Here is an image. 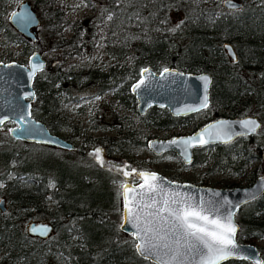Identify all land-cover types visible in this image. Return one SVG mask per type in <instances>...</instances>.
I'll return each mask as SVG.
<instances>
[{
    "label": "trees",
    "instance_id": "trees-1",
    "mask_svg": "<svg viewBox=\"0 0 264 264\" xmlns=\"http://www.w3.org/2000/svg\"><path fill=\"white\" fill-rule=\"evenodd\" d=\"M82 1L91 12L73 21L72 33L65 38L61 30L68 22L57 0H33V6L43 13L41 40L47 41L46 45L36 41L37 50L61 49L58 56L46 59L45 68L34 77L33 116L40 112L42 116L37 119L54 132L65 124L60 116L57 89L95 87L97 93H102L118 83L134 108L129 84L144 65L154 70L164 66L207 70L211 74L207 108L212 118L218 116L220 108L228 110V115L253 114L260 118L259 130H263L262 141L254 133L217 144V148L243 140L244 145L237 152L256 158L258 164L252 173L264 174V0H238L240 6L235 9L223 7L222 0ZM1 6L4 0H0ZM3 23L9 40L25 42L23 35L8 33L10 28L6 21ZM98 27L103 30L101 42L107 55L129 56L130 64H111L106 72L98 67L76 72L63 68L66 56L80 52L81 45L76 43L85 45L90 37L99 35ZM225 41L233 46L235 60L222 47ZM113 94L123 102L116 90ZM140 117L163 128L173 127L183 118L157 107H149ZM119 140L104 137L105 143L100 145L105 152H111ZM53 147L13 139L0 129V197L5 204L4 210H0V245L12 260L21 264H153L135 252L130 234L118 227L120 197L119 189L112 185V174H125L122 167L114 162H104V167H98L86 159L89 154L97 156V152L77 149L73 156L72 149H66L68 155H60V160L79 158L77 164L82 169L77 177L64 178L54 168L35 163L40 158L39 152H54ZM223 155L228 156V152ZM196 160L194 157L193 161ZM47 199L55 201V210L44 207ZM28 205L41 209L40 215L51 223L52 230L46 237L26 232L27 219L22 218L21 209ZM247 206L250 210L242 211ZM236 217L240 241L252 242L253 237L263 234L264 192L241 205ZM258 248L264 264V249ZM220 264L253 263L247 259H228Z\"/></svg>",
    "mask_w": 264,
    "mask_h": 264
},
{
    "label": "water",
    "instance_id": "water-1",
    "mask_svg": "<svg viewBox=\"0 0 264 264\" xmlns=\"http://www.w3.org/2000/svg\"><path fill=\"white\" fill-rule=\"evenodd\" d=\"M221 5L227 9H235L240 6V2L222 0ZM8 22L19 34L32 39L35 37L33 27L39 24L40 17L31 4L23 0L9 13ZM222 47L232 60L236 59L235 50L228 41L223 42ZM45 64L46 58L42 51L37 49L29 53L26 63L18 60H0V127L4 123H10L8 133L16 140L73 149L75 145L71 141L50 131L44 121L32 115L31 103L35 97L33 80L45 68ZM210 83L211 74L207 70L186 71L172 66L154 70L149 65H144L139 68L138 76L129 84V92L135 99V108L139 115L148 107L154 106L166 108L172 116H185L208 106ZM260 126V118L253 114L217 116L186 134L148 138L146 145L154 154L174 151L184 163H189L193 147L209 143H228L236 137L256 133ZM141 173L156 174L157 179L150 183L157 185V191L148 193L147 188L141 190L140 186L145 184ZM135 177L134 182L124 181L119 186L118 227L130 234L134 241L133 248L140 257L153 264H201L202 257L207 256V249L198 242L193 241L195 247L191 249L188 247L182 230L178 227L173 229L171 217L163 220L146 215L147 212H155L161 207L165 199L169 200L170 207H179V204H171V200L175 198L196 206L203 202L205 209L203 214L209 219L226 224L228 218H231V224L235 227L232 236L234 246H231V255L217 264L228 259H247L253 264L262 263L260 249L254 242L236 239L238 223L235 216L241 205L264 192V174H257L247 185L228 187L170 179L152 169H140L136 171ZM125 186L136 191L126 193ZM152 199L157 201V205L151 209H144L142 205L151 203ZM3 204L4 199L0 197V210H4ZM162 215L167 216V213ZM148 228H151V231H148ZM25 230L30 235L42 238L51 232L52 225L48 221H29ZM141 243L144 245L143 254L136 247ZM165 244L168 247H164Z\"/></svg>",
    "mask_w": 264,
    "mask_h": 264
},
{
    "label": "rangeland",
    "instance_id": "rangeland-1",
    "mask_svg": "<svg viewBox=\"0 0 264 264\" xmlns=\"http://www.w3.org/2000/svg\"><path fill=\"white\" fill-rule=\"evenodd\" d=\"M21 1L23 0H4V6L0 7V60L2 61L18 60L26 63L29 53L33 49H38L35 44L36 41L42 45L47 44V41L42 42L41 40L44 33L43 13L33 6V0L27 1L40 17L39 24L33 27L34 39H27L23 36L26 39L25 42H13L5 36L4 21L7 22L8 28H10L8 33H13L14 31L17 35H20L9 24L8 15L17 8ZM57 2L60 9H63L64 17L68 22L62 27L61 34L68 38L72 33L70 24L75 20H80L84 15L89 14L91 10L84 5L82 0H57ZM96 31L99 32V35L93 38L90 37L85 41V45L79 44V42L76 43L79 46L81 45L79 47L80 52L66 56L61 64L63 68L76 72L81 68L85 70L89 67H98L101 71L106 72L111 64L117 63V66L130 64L129 56L125 58H110L101 42L102 28L98 27ZM41 51L47 59L50 56H58L61 49L51 47ZM119 85V83L114 84L113 87L104 90L102 93H97L95 87L71 91L57 89L56 96L61 107L60 116L65 124L60 125L54 131L75 145V148L70 153L73 156L76 155L75 151L77 149L87 152H97L99 150L97 156L88 153L89 155H87L86 159L98 167H104V162H114L121 166L127 175L121 172H113L112 185L115 188L119 189L120 184L124 181L134 182L136 180L135 173L139 169H152L170 179L216 187L247 185L259 174V171L252 173L257 167L258 160L237 152L244 145L243 140H238L219 149L217 144L194 147L192 153L197 160L190 163H184L174 151H166L160 154L152 153L146 145L148 138H167L173 135L189 133L195 127L212 118L210 108L206 107L186 115L181 122L173 127H156L142 120L136 108H132L131 100L125 95V91L119 88ZM55 86L57 87V85ZM115 90L122 97L123 102L116 99L113 94ZM216 113L218 116H235L228 115V110L221 108ZM34 116L39 118L42 114L38 112L34 113ZM9 126L10 123H4L0 129L8 133ZM104 137H118L120 139L118 145L114 146L111 152H105L100 145L105 143ZM255 137L257 140L262 141L263 130H258ZM51 150L54 152L46 154L39 152L40 158L36 159L35 163L54 168V171H57V174L64 178L66 175H70L73 178L77 177L82 169L77 164L79 158L62 161L60 160V155L67 156V150L59 147H53ZM224 152H228V156H224ZM80 160L84 162L82 159ZM87 170L91 172L90 169ZM3 205L5 207V204ZM44 207L51 211L55 210V201L47 199ZM249 208V206L244 207L242 211H249ZM40 210H36L31 205L21 209L22 218L27 219L24 222V227L29 221L49 222L47 218L40 215ZM235 219L238 223L236 216ZM235 237L240 241L237 234ZM252 242L257 247L264 249V233L253 237ZM9 262L21 264L18 260H12V257L0 245V264H8Z\"/></svg>",
    "mask_w": 264,
    "mask_h": 264
},
{
    "label": "snow or ice",
    "instance_id": "snow-or-ice-1",
    "mask_svg": "<svg viewBox=\"0 0 264 264\" xmlns=\"http://www.w3.org/2000/svg\"><path fill=\"white\" fill-rule=\"evenodd\" d=\"M165 71H167V69H165ZM200 142L203 143L204 141ZM173 143H175V141H173ZM98 151L99 150H97V152ZM125 175H127V173H125ZM140 175L143 176L145 180V184L140 186L141 190L147 188L148 193L157 191V185L150 183V181H155L157 179L155 173H141ZM135 191V189H129L125 186L126 193ZM190 199L191 198H188V200ZM129 203H131V201H129ZM169 203V200L165 199L161 207L157 208L155 212H147L146 215L163 220H167L168 217H171L173 229L178 227L182 230L184 241L190 249L195 247V244L192 243L193 241L198 242L199 245L207 249L208 254L202 257L201 264H217L218 261L231 255V246H234L232 236L235 233V227L232 226L230 217L226 224L221 223L219 220L209 219L207 215L203 214L205 211L203 202L196 206L187 201L173 198L171 204H179L180 206L170 207ZM156 205L157 201L152 199L151 203H144L142 207L144 209H151ZM129 213L131 214V208H129ZM163 213H167V216H163ZM137 219H139V217H137ZM148 223L150 224L151 221H148ZM137 227H139V225H137ZM147 230L151 231V228ZM177 244H179V241H177ZM136 247L137 250L143 254L144 245L141 243ZM164 247H168V245L165 244ZM173 259H175V256Z\"/></svg>",
    "mask_w": 264,
    "mask_h": 264
},
{
    "label": "flooded vegetation",
    "instance_id": "flooded-vegetation-1",
    "mask_svg": "<svg viewBox=\"0 0 264 264\" xmlns=\"http://www.w3.org/2000/svg\"><path fill=\"white\" fill-rule=\"evenodd\" d=\"M24 37H25V36H24ZM25 38H26V37H25ZM133 80H134V79H133ZM150 107H154V106H150ZM148 108H149V107H148ZM148 108H147V109H148ZM157 108H164V107H157ZM147 109H146V110H147ZM167 111H168V110H167ZM144 113H145V112H144ZM144 113H143V114H144ZM169 114H170V113H169ZM141 115H142V114H141ZM188 115H189V114H188ZM185 116H186V115H185ZM185 116H182V117L184 118ZM174 117H178V116H174ZM179 117H180V116H179ZM183 118H182V119H183ZM214 118H215V117H214ZM211 119H213V118H211ZM209 120H210V119H209ZM206 122H207V121H206ZM200 126H201V125H200ZM197 127H199V126H197ZM197 127H195L194 129H196ZM194 129H193V130H194ZM234 139H235V138H234ZM234 139H233V140H234ZM209 144H218V143H209ZM222 144H223V143H222ZM206 145H208V144H206ZM202 146H205V145H202ZM196 147H201V146H196ZM193 148H194V147H193ZM193 159H194V157H193V153H192V159H191L190 162H192ZM190 162H189V163H190ZM139 170H140V169H139ZM137 171H138V170H137ZM4 208H5V207H4Z\"/></svg>",
    "mask_w": 264,
    "mask_h": 264
}]
</instances>
